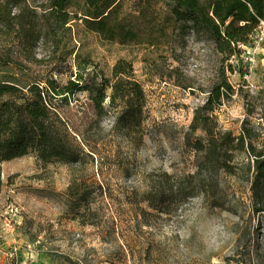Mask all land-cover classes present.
<instances>
[{"label": "rangeland", "instance_id": "1", "mask_svg": "<svg viewBox=\"0 0 264 264\" xmlns=\"http://www.w3.org/2000/svg\"><path fill=\"white\" fill-rule=\"evenodd\" d=\"M48 4L17 0L12 14H36V29L45 32ZM68 11L81 16L87 7L70 0ZM121 11L138 34L124 44L82 20L70 22V41L56 27L57 50L41 36L26 40L19 27L0 25V80L64 83L76 71L77 52L106 76L118 59L129 60L146 98L139 144L115 128L112 111L96 119L80 91L59 102L76 162L43 164L28 153L1 163L0 264H264V211L253 205L248 155L235 153V174H218L225 208L203 194L177 203L167 189L197 168L201 152L185 134L221 68L234 94L214 110L213 123L238 135L246 121L259 141L264 136V19L252 44L225 60L211 42L180 30L169 0H123ZM66 49L74 53L64 61Z\"/></svg>", "mask_w": 264, "mask_h": 264}, {"label": "trees", "instance_id": "2", "mask_svg": "<svg viewBox=\"0 0 264 264\" xmlns=\"http://www.w3.org/2000/svg\"><path fill=\"white\" fill-rule=\"evenodd\" d=\"M16 3L17 0H0V25L8 32L19 27L21 37L26 40L41 36L52 42L54 50L58 48L56 27L64 28L70 41L72 28L69 24L73 20H82L89 31L121 44L138 37L136 31L123 23V0H84L87 11L81 16L68 11L70 0H49L47 11L42 15L47 24L45 32L36 29V14L23 15V11L12 14ZM169 8L175 20L181 23L182 32L191 30L202 36L224 55L225 60L241 54L242 45L252 44V35L264 19V0H169ZM73 53V49L67 50L63 60ZM74 64L76 71L64 83L54 77L45 78L44 84L33 81L23 86L11 80H0V189L4 161L28 153H34L43 164L78 160L62 107H59V102H66L76 92L88 93L96 119L112 111L115 128L136 144L142 141L146 98L132 63L118 59L109 76L90 57L77 52ZM233 94L234 87L225 68H221L205 102L194 110L185 134V143L201 152L197 168L193 173L178 175L167 187L169 197L177 203L203 194L212 207L225 208L219 194L218 174L220 171L235 174V153L242 152L249 156L247 178L255 211H264V136L259 141L258 134L246 126V121L238 135L219 129L213 123L214 110ZM5 95L12 99H1Z\"/></svg>", "mask_w": 264, "mask_h": 264}]
</instances>
